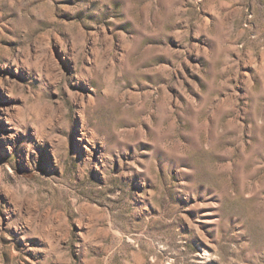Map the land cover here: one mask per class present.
Returning a JSON list of instances; mask_svg holds the SVG:
<instances>
[{
  "label": "rangeland",
  "instance_id": "obj_1",
  "mask_svg": "<svg viewBox=\"0 0 264 264\" xmlns=\"http://www.w3.org/2000/svg\"><path fill=\"white\" fill-rule=\"evenodd\" d=\"M0 264H264V0H0Z\"/></svg>",
  "mask_w": 264,
  "mask_h": 264
}]
</instances>
